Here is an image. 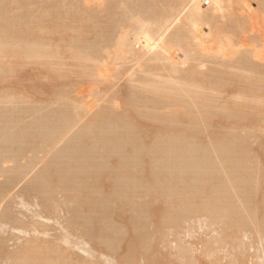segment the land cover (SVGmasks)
<instances>
[{
	"label": "rangeland",
	"instance_id": "1",
	"mask_svg": "<svg viewBox=\"0 0 264 264\" xmlns=\"http://www.w3.org/2000/svg\"><path fill=\"white\" fill-rule=\"evenodd\" d=\"M75 1L77 3V7L75 5ZM140 1L136 0L135 2H133V0H130V8H127V6L125 7V5L130 3L129 1L124 5V3L120 0V2L123 3L122 5H124L120 7V5L117 4L119 3V1L117 0V2L115 3L117 4V6L119 5L118 8H121V11H119L118 9L117 12L116 10L115 12L119 13V15L115 14L114 16H112L114 14L112 10L111 12H109V5L112 4L107 3V0H72L73 4L71 3V1L69 3V1L67 0H19L20 3L17 0L0 1V9L2 8V11H0L1 40L8 39L11 44L14 43V45H12L13 48L11 47V44L9 45L11 49H15L13 51H20V48L23 49L24 47H27L28 44L30 46L32 43H35L34 45H40V47L35 46L34 49L41 48L39 49V51L44 52V54L41 53L43 55H41L40 58L35 56L33 58V54L29 57L27 56L26 58H23L22 56L13 57L10 55H4L2 58L0 57V146H2L0 147L2 148L0 149V264H264V226H255L256 224H254L253 221V223L251 224V222L248 220V215H250L249 213L251 212V209H257L258 207V211L260 213L264 212V202L262 201V194L264 193V179L262 178L264 177V172H262L264 171V11L259 5L260 1L244 0L241 5L237 4L236 2L230 5L225 0L223 4V7H225V9H223L224 12H222L223 14L218 13L216 16L218 18L217 25L218 29L220 30L219 32L221 35V42L219 40L217 43V40H215L216 43H213L214 39H211V41H213L212 43L209 42L200 45L193 41L194 38L190 34L186 33L187 38L183 41V43L180 45L176 44L177 46H173L170 49L171 54H175V51L179 54H176L179 57L177 58L178 62L183 64H180L181 66H177V69L175 68L177 71L174 70L172 62H168L169 60L162 62H152L148 60L149 58H147L146 56V59L144 58V60L141 59L140 61H138L139 59L137 57L140 52L138 49L132 51L128 50L129 48L127 49L121 47L120 43L125 36L128 39H133V34L130 33L134 32L135 28L133 27L137 24H134L133 22H137V20L142 21L144 18H149L145 14L141 15L142 10H136L139 8L138 3H141V5L146 4V6L147 4H149V2L146 3ZM63 4L66 6H64ZM71 4L74 8L72 6V8L70 7ZM158 4L160 5L161 3L158 2L155 4L156 10H158ZM105 5H107L108 7ZM135 5L137 6L136 8ZM5 7H7V9H5ZM123 7L127 8L125 9L126 11H128V14L125 11L127 16L124 15L125 12ZM81 8L84 9V13L87 10L88 12L85 14L80 13V11L82 10ZM160 8H162L161 5L159 7V10ZM205 8H207V6H205ZM47 9L48 11H46ZM130 9L133 11L129 12ZM42 11L45 14L42 15ZM92 11L94 12L95 16L92 15ZM49 13H52L53 16ZM57 13L59 16H57ZM73 13L75 14L73 15ZM109 13L113 14L109 15ZM130 13L133 14L130 15ZM138 13L140 17L138 16ZM249 13H253V17L249 18L250 21H244V23L243 20L248 17ZM89 14H91V18ZM28 15H30L29 18ZM96 16L98 17V19H96ZM128 16L131 18H129ZM76 17H78L79 19H77ZM91 19L93 21H91ZM145 19L143 21L148 20ZM17 20H20V22ZM88 20L93 23H89ZM124 20H126V22ZM26 21L27 24L25 23L24 26H17L19 25V23L21 25ZM129 23H133V27L131 25V28L133 30L130 28ZM9 25H15L14 28L17 27L19 30H13V27H10ZM241 26L243 29L240 28ZM24 27L29 31L27 30V32H24L26 31ZM183 27L184 25L182 24L176 27L174 30L170 31L168 37H170L175 32V30ZM22 29H24V31H22ZM244 30L247 32L242 33L244 32ZM12 31L13 33L14 31H16L14 35ZM205 31L208 33L207 27H205ZM2 32H5L6 34H3ZM214 34L215 33H213L212 35ZM32 35H34L37 39ZM28 36H31V38L33 39L31 40ZM13 40H16L17 43L13 42ZM21 45L24 47H22ZM88 47H91L90 50L88 49ZM97 51L99 52L97 53ZM92 52H94V56L90 54ZM45 53L47 54L46 56ZM72 53H75L74 56L72 55ZM95 53L98 55L96 56ZM43 56L45 57L42 58ZM245 56L249 57H246L248 59L247 61L251 59V61L247 63V65H245ZM241 59H244V64L241 63L243 61ZM250 67H253V70L254 67H258V69L260 68V70H258L257 68L255 69L261 71V73L252 72V69ZM238 75H243L244 77H247L248 80L252 78L251 81L253 80V83H250L253 85L244 80L237 82L238 80L236 81L234 78H236V76ZM254 83L257 84L254 85ZM189 88L191 89L189 90ZM149 89H152L155 92L152 90L150 91ZM175 89L177 91H175ZM182 90L184 91L183 93L181 92ZM173 91L174 93H177L174 94ZM255 91L257 92L256 95L254 94L256 93ZM163 92L165 93L163 94ZM151 93L155 94V96ZM184 93L186 95H184ZM162 94L163 96H161V98L159 95ZM165 94L169 95L166 96ZM171 94H174L173 96L176 97L178 95L180 102H176V104L173 100L175 99V97L173 98L172 96V99L171 97H169ZM179 94L184 95L182 96L183 98ZM254 95L256 96L255 98ZM137 96H140L139 98L142 100V102H140L141 100ZM129 99H131V101ZM136 99L138 100L136 101ZM155 99L158 100L155 101ZM182 104L184 105L182 106ZM185 104H188V106H186ZM127 108H129V110ZM200 108H202L201 111L198 110ZM206 109L208 110L209 115H211L210 113L212 112L213 117L216 118L213 119V117L211 116L212 119H210L211 121L209 120V125H203L205 127H202L200 125L202 127L200 129L198 128L200 127L198 122L194 121H200L199 119L202 118V115H205ZM71 110H73L74 112L76 110L78 111L73 113V111ZM67 112H70L71 114H68L73 116H75L74 114L80 112V115L82 117H80L79 113L76 114L79 115L80 120H78L79 118L77 119L78 116L74 117L70 122H76L70 123V127H67L69 128V131L68 129H65L64 134H66L64 135L63 132L59 131H61V127L65 123H63V121L67 119L66 116V119L65 117L63 118V116ZM61 113H64V115H62ZM107 113L108 115H111L110 118L106 116ZM183 113L184 115H186L183 116ZM103 114H105V120L103 119ZM157 114L159 116H156ZM178 114L183 117H181L180 119V116ZM169 115L171 117H174L175 115V119L181 120H179L180 123L178 120L172 122V120L174 119L173 117L171 120H169ZM99 116H101L100 120L102 119L103 125L99 128L104 127V125L106 126L105 123L107 122L105 121H110V119L112 120V118L114 120L115 116L117 117V119L115 117L116 122L114 121L116 125L118 124L117 120L119 118L120 119L118 121L119 123L123 122L122 124H120L123 125V127L124 125L127 126V124L130 125L131 123H137V125H139L137 131H135V129L133 130L135 132L130 131L128 133L130 140H132V137L134 138L135 136L136 137L134 138V140L138 138L140 139L141 134L145 136V134L147 133V137H143L146 142L141 141L143 139L141 138L140 142H137L135 140V143H138V145L134 144L133 147L132 144L131 147H133V149H135L136 151H141L140 153L138 152V154L134 152V155H143V157L141 156V161H143L140 162V164L144 162L145 164L143 163V165L145 166L139 164V169L141 168L140 171L142 170L143 174L145 172L146 175L149 174L150 176H155V178L157 174L159 175L157 176V178H159L157 179V186L159 189L157 188V190H155L156 192L154 190H151L152 192H155V194L153 193L154 195H152V192L149 191L148 188H146L147 186L149 187L148 184L147 186L145 185L146 191L142 189L143 191H140L141 193L136 192V194L139 193L140 195L137 196L135 194V197L134 193L131 195L132 192L130 187L121 182L122 180L119 178L120 175L118 174V172H113L114 175L116 174V176L113 177L111 171H114L115 169L113 170V167L111 166H113L112 163L118 160L117 155L120 153L119 151V153L117 151V153L113 151V153L110 154V158H112L113 160L109 158L111 160V162L110 160H107L109 166L105 170H101L99 164L100 161H96L95 159L98 156V150L96 151V149H94V151H96L97 153L96 154L95 152H92V150H88V148H86L87 145L85 144L76 146L78 143V141L76 143V139L79 137L77 135H80L87 126L91 125L90 123L95 122L94 124L96 127L97 121L100 123L98 124L101 125V122L97 120V118L99 119ZM155 116L156 118L159 117L160 121L157 120ZM167 116L169 119H167ZM244 116H246L247 119H244ZM127 117L131 122H128L129 120ZM70 118H72V116H70ZM59 119H61V121ZM192 119L194 121H192ZM190 120L194 123L190 122ZM68 121L66 123L69 125ZM50 122L52 123V125ZM109 123H111V121L107 124ZM41 125L43 128H41ZM166 125L169 126L167 129H165L167 127ZM109 126L108 128H104L108 131ZM53 127L56 128L54 129ZM97 127L96 129H93L98 130L99 128L97 129ZM195 127L197 128L195 129ZM185 128L188 131H186ZM102 129L100 130L102 131ZM124 129L126 130V128ZM124 129L119 131L122 132V134L120 133V135H122L121 137L120 135H118V133L111 134V132L108 133L106 130L104 131V129L103 134H109L106 136H110L112 138L118 137V139H120L125 135ZM175 129L176 133L178 130H183L188 134L190 132L192 133V137L197 140H193V143L187 146V149L192 146L193 148H190V150H195L194 152L192 151L193 153H196V151H200L201 153V149H203L202 153L205 152L204 155L206 157H197V159L196 156H192L193 158L190 159V162L193 161L194 163H191H193L194 165H197L198 163L202 164L197 165L198 167H203V163L206 165L210 164L208 168H206L208 170L204 169L205 167H200L199 170L202 169V172L205 170L203 173L206 174L208 172L209 174H213H207L208 176H206V174H203L201 173V171L196 169L197 167L194 169L198 170L197 172L194 170L191 171L192 169H188V171H185V173H183L184 171L182 172L180 170V173L179 170H173L175 169L174 167L175 165H177V163H179V161H175V164L174 159L172 161V159L169 157L167 158V160L166 158H161V155H159L158 153H160V149H162V146L165 145L161 142L163 141V139H161L163 137V134L161 135V138L160 136H158V138L155 136L158 131L172 130L173 132H175ZM98 132L99 131H95V135L96 133L99 135ZM9 133H11V137ZM58 133H62L63 136H60V134L58 135ZM55 135L56 137H54ZM177 135L180 137L179 131ZM50 136H53L52 139H55L52 140ZM57 136L59 137L57 138ZM100 136L103 137L102 134H100L98 137ZM218 136H220L222 139H220ZM234 137H238V140L241 139V141L243 142H241L240 140L237 141ZM232 138H234V142H229L234 143L235 146H233L232 144L229 145V147H232L231 150H234L235 148L233 149V147H236L237 145L239 148L236 149V151L229 150L231 152L228 153H230L231 155H227L228 153L227 151H225L227 154L224 153V155L222 154L220 157L218 156V159H221L222 156H224L223 159L225 157L229 158L228 163L226 162L227 165L223 164V168L225 165V168L227 170L222 169L224 170V173H220L221 171L217 172V170L214 171V166L212 167L211 165L214 162L213 160H215L214 155L218 154V152H220L219 154H221V152H223V147L221 148V145H224V142L226 140H232ZM212 139H214L213 141L218 144V151H213L214 153L216 152V154H213L211 152L209 153L208 151L210 148L213 149V147L215 148L216 146L213 141V143H210ZM158 140H160V142L162 143V145L159 146V149L156 148L159 152L154 151L155 145L156 147L158 146ZM217 140L222 141H220L221 143H217ZM14 142L16 143L14 144ZM207 144H209L208 147L206 146ZM211 144L214 145L211 146ZM227 144L225 146H228ZM196 145H198V149H196ZM75 146L79 149L77 150ZM203 146L206 147L204 148ZM247 146L249 147V151L247 150ZM99 147L100 146H98L97 148L99 149ZM69 148H71L73 152H70L71 149ZM82 148H84L86 152L89 151L87 152L88 154L84 153L85 151ZM100 148V152H103L102 149L104 148ZM138 148H140L141 150H139ZM149 149H152V154ZM147 150H149L150 153H147ZM224 150L226 149L224 148ZM242 150L243 153L247 151V155L244 154V156L242 154ZM90 151L92 153H90ZM14 152H18L17 155L14 154ZM233 152L235 156L232 154ZM93 153L94 158H90L92 157ZM237 153L238 155H236ZM84 155L87 156L85 157ZM131 155L130 157H128V155L126 156L130 159L134 157V155H132V157ZM246 156H249L250 158ZM212 157L214 159H212ZM231 157L236 158L230 159ZM238 157L241 159L240 161L238 160ZM59 158L62 159L59 160ZM82 158L84 160H81ZM148 158H150V162L148 161ZM246 158H249V161ZM86 159H88V161ZM163 159L166 162H168V160L170 162H168V164H165L166 162H164ZM200 159L203 161L200 162ZM207 159H209V161H207ZM63 160H65V164L63 163ZM161 160L163 161L161 162V164L163 163L165 165L161 166V164H158ZM56 161H58L60 164H58V162ZM60 161H62V163ZM250 161L251 163H249ZM94 162L95 164H90ZM148 162L151 164H149ZM221 162L224 161L222 160ZM233 162L236 164V166L233 165ZM238 162H240L241 164L244 162L245 163L244 165L240 164L241 166H239L237 165ZM96 163L98 165H96ZM62 165L65 166V168ZM148 166L150 169L148 168ZM244 166L245 168H247H243L242 170V167ZM50 167L54 168L52 169ZM60 167L65 170L61 169ZM98 167L100 169H98ZM170 167H172L171 171H174L173 173L176 179L172 176L173 174L171 173V171L166 170L168 168L170 169ZM230 167L233 169H231ZM240 167L241 170L239 169ZM51 170H55V172H51ZM59 170L60 172H58ZM61 170L64 173H62ZM136 170L138 171V167L136 168ZM164 170H166L167 173L166 171L163 173ZM47 171L51 173V175ZM160 171H162L161 174ZM226 171L229 172H227L228 174L226 173L225 175ZM240 171H242V173ZM245 171H249L248 175H252V179L250 181H252L251 183L253 184L251 185V187H249L250 182L249 179H247L248 177L245 176L247 175ZM175 172L177 174H175ZM235 172L239 173V176L235 174ZM59 173V177L63 178L65 180V183L63 184L62 181L63 185H61V187L58 186L59 188H56L55 186L50 187L51 189H49V186L45 187L46 183L44 184V182L49 180L53 181L48 182V184L51 185V183H53L52 185H55L54 180H56V177ZM199 173H201V175H199ZM218 173L222 175H219ZM230 173L233 175H231ZM99 174L101 175L99 176ZM45 175L46 178L48 176L47 179L44 178ZM49 175L51 176L50 178ZM53 175L55 178L52 177ZM68 175L71 176V179L73 178V181L78 177L75 183L78 184L80 182L81 187L80 184L78 186L75 185V183L71 179L68 180ZM76 175L77 177H75ZM102 175H107L106 177L110 176V178H102ZM176 175L179 177H177ZM202 175L206 177V181L204 177H202ZM211 175H214V177H211ZM235 175L236 177L238 176L246 178L245 182L242 181L241 178L239 179V181L238 179H236V182L238 184L240 182V186L244 185V187L241 186L235 190L240 189L239 191H242V188L245 189L247 187L251 188V191L252 186H254L251 193L248 192L249 190L246 188L247 190L244 193L247 195L244 194L243 196V193L241 194V192H239L241 194L240 196L236 194V192L234 194H236L238 197L233 195L234 199L231 198L232 200H228L229 198H227L226 195H222L224 196V198L226 197L225 200H228L230 202H224V198L222 199V201H220L219 199L217 201V197H210L213 193L215 195L214 187L216 189L218 185L221 186L220 192L224 190V188L222 187L225 185L230 187L235 184L236 188V182H234L233 185H230V183L234 181ZM65 176L67 177V179ZM97 176L101 177V180ZM190 176H193L194 179H188L191 178ZM198 176H201L202 180ZM225 176H228L226 177L228 178L226 180V183H229L227 181L229 179H232V177L234 179H232V182H230L229 184H224L223 178H225ZM209 177L211 178V180L212 178H214V182H212L213 180H209ZM179 178H181V180L183 178L184 183L181 180L179 181ZM105 180L107 181L105 182ZM164 180L166 181L165 184L163 183ZM96 181H98L99 185L101 183L99 181H103L102 186L104 187L101 188L103 190L102 193L104 196L100 193H97L95 191L96 189L94 190L95 186L97 185ZM172 181H174V183L171 184L172 187L176 185L177 190H185L184 192L181 191L182 195L186 192L188 195H195L196 193V195H198L202 194L198 193V191L202 192L204 190L205 192L210 191V194L208 192L207 194L205 193V195H200L201 197H191V195H189V199L187 197L188 195L185 194V199L183 198L181 200L182 195H180V200L178 199L177 201V199L175 198V200H172L173 198L171 199L170 196H168V193L165 196L166 188L169 186L168 183L170 184ZM176 181L178 185L176 184ZM188 181L190 184L188 183ZM194 181L196 183H193ZM256 181L260 183L257 184V182V185H255L254 183ZM158 182L159 184L162 183L161 185L162 187H164L162 190V187L160 188L161 185H159ZM198 182H200V184L202 185L205 183L206 185L204 184L203 187ZM35 183L37 184V186ZM119 183L122 185L119 186ZM217 183L219 184L217 185ZM67 184L69 186H67ZM260 184L262 186H260ZM64 185L67 186V192L65 191ZM70 185L73 186H71L70 188ZM110 185H112V187ZM114 185H118V189L122 188V186H127V188L129 189V191L128 189L127 191L131 193L127 195L128 193L125 192L127 195L125 198V195L123 197L121 196L123 194H115L114 192L116 191L113 192V190H115ZM106 186L108 187L105 188ZM199 186L204 188V190H202ZM227 186L225 187V189H228ZM258 187H261V189H257ZM62 188H64V190H62ZM196 188L198 189V191H196ZM67 189H69L70 192H68L69 190ZM233 189L231 187L229 191H233ZM255 189L257 190L254 191ZM121 190L125 191L126 187ZM110 191L111 194L114 193L115 195L106 193ZM257 191L259 192L257 193ZM104 192L106 194H104ZM145 192H147L149 195H146L147 193ZM80 193H84L82 195H86L88 198L86 199L85 196L83 197V199ZM163 193L165 194L163 195ZM119 195L122 197V200L121 197H119V200ZM130 195L132 196L130 198H133V196L135 198H133V200L130 199L129 202V198H126ZM90 196H93V198H90ZM197 197L200 199H197ZM106 198L111 199L106 200ZM168 198H170L171 200L167 201L166 199ZM193 198H195V200ZM125 199L126 203L124 202ZM186 199L190 201L194 200V202L187 201ZM204 199L206 201H204ZM91 200L95 201L92 202ZM98 200L100 201L98 202V204H96ZM105 200H109L108 204L105 205L108 206L107 208H105L104 206ZM208 200L211 202H209ZM233 200H236V203L235 201L233 203ZM237 200H240L241 202H237ZM249 200H251V202ZM74 201L77 202L75 203ZM121 201H123L125 204ZM215 201H217V203ZM219 201L224 202L223 204L225 205H227L228 203L231 204L232 202L231 205L233 206L239 207L240 204L241 208H244L242 206H245L248 209L250 208L249 210L247 209L248 215H244V221L241 219V222L239 221L240 216H234L233 214L232 215L236 218L230 215V217L228 216L227 220V216H222L223 213L222 215H220L219 210L217 209L219 207ZM78 202H80V204ZM184 202L188 203V207L189 204H193L192 206L194 207H192V211H190V208H185L186 211L180 210L182 208L179 209V207H184L186 205V203ZM246 202L250 203L248 204ZM262 202L263 204H261ZM94 203L95 205L94 207H92ZM164 203L167 204L165 205L166 207L170 206L169 208L167 207V210L164 206ZM179 203H182L184 206L182 204L179 206ZM201 203L211 205H209L207 208ZM215 203L216 205H214ZM78 204L79 206L81 204L82 205L75 210V205L77 207ZM89 204H91V206ZM128 204H131V206H128ZM132 204L134 205V207L137 206V209H139V206L141 205L139 209L141 213L138 212V210L134 207L131 208L133 206ZM173 204L175 205V207L177 204L178 207L174 208ZM87 205L92 207L93 213H89V206ZM96 205L100 206L97 207V210L95 209ZM144 205L146 207H144ZM203 206L206 210L208 209L207 211L204 209L208 214L202 211ZM149 207L152 210H161L162 212L155 216L147 215V211L145 210L147 209L148 211H150ZM172 207L173 212L169 213L170 211H172ZM209 207H211V209ZM214 207L218 211V216L217 214L213 216V214L217 213V211L212 209ZM141 208L142 210H145L141 211ZM132 209H134V211ZM209 209L214 211L211 212L209 211ZM86 210L88 212L87 214ZM178 210H180L181 212H185H183V214ZM175 212H177V215L174 214ZM191 212L194 214H192ZM136 213L137 215H135ZM178 213L180 214V216ZM166 214V217L168 219L164 216ZM160 215L164 216L167 220L171 219L172 222H170L171 220L167 221L163 219L164 217ZM92 216H96V218H93ZM150 216L151 219L149 218ZM181 216L182 218H177ZM87 217H89L90 219L88 218V220ZM104 218H107L108 220ZM229 218L231 220H229ZM86 220H88L87 223ZM91 220L94 221L92 222ZM105 220L107 221V223H109H105L104 225L103 223L105 222ZM235 220L238 221L236 222ZM175 222L177 223L175 224ZM128 223H131V225H133L134 223L135 224L134 226H131L129 224V226ZM140 223H143L144 225L142 226ZM92 224L94 228L91 227ZM136 224H140V226L137 225V229L134 228ZM89 225L91 228L89 227ZM251 226L253 228H251ZM97 227L102 231H100L102 234L101 237L98 233L99 230L97 229ZM101 227L103 229H101ZM107 227L111 230H109ZM143 227L146 229H144ZM261 228L263 230H261ZM141 229L143 231H141ZM108 231L110 232L108 233ZM117 232L119 233V235L117 234ZM138 232L139 234L142 232L141 234L143 235L142 236L140 234V239ZM103 233L104 235H106V238H104L105 236L103 235ZM112 235L114 236L112 237ZM117 235L118 237H116ZM136 235H138V237H136ZM140 242L142 244H140ZM132 245L133 247L131 248ZM139 245H141L142 247ZM145 246L150 248H144ZM134 254L137 255V258L134 257ZM147 257L149 260L147 259Z\"/></svg>",
	"mask_w": 264,
	"mask_h": 264
},
{
	"label": "bare ground",
	"instance_id": "2",
	"mask_svg": "<svg viewBox=\"0 0 264 264\" xmlns=\"http://www.w3.org/2000/svg\"><path fill=\"white\" fill-rule=\"evenodd\" d=\"M1 1V0H0ZM18 2H19V0H17ZM65 1V0H64ZM67 1H69V3H70V1H71V3H72V0H67ZM104 1H106V0H104ZM108 2L107 3H110V4H112V5H109L110 6V10H109V12H111V10H112V12H114V14L113 13H109V15H111V14H113L112 16H114L115 14L116 15H119V13H117L118 12V9H119V11H121L120 9L121 8H118L119 7V5H120V7H122V6H124L125 4H126V2L128 3V1L130 2V0H128V1H125V0H121L123 3H124V5H122L123 3H121L120 2V0H118L119 1V3H117V4H119L118 6H117V4L115 3V2H117V0H107ZM110 1V2H109ZM136 1V0H135ZM134 0H133V2H135ZM140 1V0H139ZM230 5H232V3H234V2H236L237 4H239V5H241L242 3H243V1L244 0H226ZM260 2H259V5H260V7L262 8V10L264 11V0H259ZM7 2V1H6ZM21 2V1H20ZM19 2V3H20ZM74 2V1H73ZM77 2H79V1H77ZM140 2H146V3H148L149 2V4H147V6H146V4L145 5H141V3H138L139 4V8L138 9H136V10H142V12H141V15H143V14H145V15H147L149 18H147V19H145V20H147L148 22H150V23H148L147 21H140V20H137V22H133V21H131V22H133L134 24H136L134 27H133V23L131 24V23H129V26H130V28H131V25H132V27L133 28H135L134 29V32L132 33L131 31V33L130 34H133V39H128L126 36L122 39V41H121V43H120V45H121V47L122 48H129L128 50H139L140 52H139V55H138V61H140L141 59H143L144 60V58L147 56V58H149L148 60H150V61H154V62H162V61H168V62H172V66L174 67V70L175 71H177L176 69L178 68L177 66H179L180 64L181 65H183L182 63H180V62H178V59L177 58H179L176 54H178V53H176V51H175V54H171L170 53V49L173 47V46H177V45H180V44H182L183 43V41L187 38L186 37V33L187 34H190L193 38H194V42L195 43H198V44H200V45H202V44H206V43H212L213 41H211V39L213 40L214 39V42L213 43H216V41L215 40H217V43H218V41L220 40V42H221V35H220V30L218 29V18L216 17L217 16V14L219 13V14H221L222 12H224L223 11V9H225V7H223V4H224V2H225V0H141ZM158 2H160L161 4V7L162 8H160V10H159V7H160V5L158 6L157 5V7H158V10H156V3H158ZM106 3V4H107ZM4 4V3H3ZM73 4V3H72ZM70 5V7L72 6L73 7V5ZM77 3H76V1H75V5H76ZM115 4H116V6H115ZM131 4V2L130 3H128V4H126L125 5V7L127 6V8L129 7V5ZM64 5V4H63ZM137 5V4H136ZM135 5V8L138 6H136ZM64 6H66V5H64ZM69 6V5H68ZM105 6H107V5H105ZM112 6V7H111ZM205 6H207V8H205ZM71 7V8H72ZM76 7H77V5H76ZM81 7V6H80ZM108 7V6H107ZM133 7V6H132ZM141 7V8H140ZM74 8V7H73ZM102 8V7H101ZM112 8V9H111ZM117 8V9H116ZM124 8V7H123ZM127 8H124V12L126 11L125 9H127ZM130 8V7H129ZM4 9V8H3ZM5 9H7V7H5ZM80 9V8H79ZM82 9V8H81ZM84 9H82L81 11H80V13H82V14H85V13H87L88 12V10L84 13V11H83ZM108 10V9H107ZM117 10V12H115ZM0 11H2V8L0 9ZM8 11V10H7ZM46 11H48V9L46 10ZM90 11V10H89ZM133 10H129V12H132ZM6 12V11H5ZM45 12V11H44ZM74 12V11H73ZM93 12V11H92ZM107 12V11H106ZM123 12V13H124ZM127 12V14H128V11H126ZM126 12L124 13V15L125 16H127V14H126ZM136 12V11H135ZM134 12V13H135ZM67 13V12H66ZM70 13V12H69ZM97 13V12H96ZM42 15L43 14H45V13H43V11H42V13H41ZM50 15H52V13H49ZM75 13H73V15H74ZM133 14V13H132ZM131 13H130V15H132ZM223 14V13H222ZM47 15H48V13H47ZM76 15H78V14H76ZM91 14H89V16H90ZM92 15H94L95 16V14H94V12L92 13ZM97 15V14H96ZM129 15V16H130ZM25 16V15H24ZM45 16V15H44ZM53 16V15H52ZM57 16H59L58 15V13H57ZM88 16V17H89ZM111 16V17H112ZM128 16V17H129ZM134 16V15H133ZM137 16V15H136ZM138 16H139V13H138ZM5 17V16H4ZM30 17V15H28V18ZM55 17H56V15H55ZM74 17V16H73ZM80 17H83V16H80ZM92 16H90V18H91ZM110 17V16H109ZM117 17V16H116ZM116 17H114V18H116ZM140 17V16H139ZM144 17V16H143ZM218 17H219V15H218ZM253 17V13H249L248 14V17H246L245 18V20H243V22L245 21H250V19L249 18H252ZM38 18V17H37ZM39 18H42V17H39ZM54 18V17H53ZM77 19H79L78 17H76ZM90 18H89V20H90ZM119 18H123V17H119ZM127 18V17H126ZM129 18H131V17H129ZM128 18V19H129ZM134 18H136V17H134ZM133 18V19H134ZM5 19V18H4ZM23 19V18H22ZM25 19V18H24ZM49 19V18H48ZM93 19V18H92ZM91 19V21H93ZM96 19H98V17L96 16ZM124 19H125V17H124ZM136 19H138V18H136ZM140 19V18H139ZM37 20H39V19H37ZM86 20V19H85ZM88 20V21H89ZM17 21H19L20 22V20H17ZM57 21V20H56ZM96 21V20H95ZM125 22H126V20H124ZM15 22V21H14ZM21 22H22V20H21ZM41 22V21H40ZM97 22H98V20H97ZM146 22V23H145ZM244 22V23H245ZM16 23V22H15ZM14 23V24H15ZM27 24V21L26 22H24V23H22L21 25H20V23H19V25H17V26H24V24ZM89 23H91L90 21H89ZM93 23V22H92ZM91 23V24H92ZM9 24H11V23H9ZM184 25V27L183 28H179V29H177V30H175V32L170 36V37H168L169 36V33H170V31H172V30H174L176 27H178V26H180V25ZM10 26V25H9ZM14 26L15 25H11L10 27H13V30L14 29H18L17 27L16 28H14ZM205 27H207L208 28V33L205 31ZM47 28V27H46ZM241 29H243L242 28V26L240 27ZM24 29L26 30V31H24ZM24 29H22V31H24V32H27V30L28 29H26L25 27H24ZM132 29V28H131ZM213 29H214V31H213ZM245 29V28H244ZM19 30V29H18ZM133 30V29H132ZM215 30H216V32H215ZM29 31V30H28ZM241 31H243V30H241ZM240 31V32H241ZM16 31H14V33H15ZM21 32V31H20ZM31 32H32V30H31ZM30 32V33H31ZM247 31H245L244 30V32H242V33H246ZM249 32V31H248ZM3 34H6L5 32H2ZM12 33H13V31H12ZM14 33H13V35H14ZM18 33H19V31H18ZM213 33H215L214 35H212ZM36 34V33H35ZM31 35V34H30ZM33 37H35L34 35H32ZM213 36V37H212ZM29 37V36H28ZM241 37H242V35H241ZM31 40L33 39V38H31V36L29 37ZM36 38V37H35ZM2 38H0V57L2 58L4 55H10V56H22L23 58H26L27 56L29 57V56H31L32 54H33V58H34V56L35 57H41V55H43L44 54V52H41V51H39V49H41V48H38V49H34L35 48V46L36 47H40V45H34L35 43H32L30 46H29V44H28V46L27 47H24V46H22V47H24L23 49L22 48H20L21 50L20 51H13V50H15V49H11V47H12V45H14V43L13 44H11L10 43V41L8 40V39H5V40H1ZM37 39V38H36ZM35 39V40H36ZM81 39V38H80ZM13 42H16V40H13ZM17 43V42H16ZM39 43V42H38ZM37 43V44H38ZM83 43V42H82ZM11 44V47H9V45ZM40 44V43H39ZM79 44V43H78ZM177 44V45H176ZM79 47V46H78ZM13 48V47H12ZM77 48V47H76ZM90 48L91 47H88V49L90 50ZM210 48V47H209ZM11 49V50H10ZM82 49V48H81ZM84 49H86V48H84ZM207 49H208V46H207ZM211 49V48H210ZM95 50V49H94ZM215 50V49H214ZM42 51H44V50H42ZM210 51H213V50H210ZM89 52V51H88ZM95 52V51H94ZM94 52H92V53H90V54H94ZM99 51H97V53H98ZM135 52V51H134ZM172 52H174V51H172ZM41 53H43V54H41ZM75 54V53H74ZM74 54L72 53V55L74 56ZM96 54V53H95ZM137 54V53H136ZM47 54L45 53V56H46ZM98 54H96V56H97ZM179 55V54H178ZM45 56H43L42 58H44ZM78 56V55H77ZM94 56V55H93ZM137 56V55H136ZM247 56H245V58H246ZM136 58V57H135ZM244 58V59H245ZM247 58H249V57H247ZM245 59L246 60V64L245 65H247V63H249L250 61H251V59L249 60V61H247L248 59ZM35 59H38V58H35ZM87 59V58H86ZM146 59V58H145ZM244 59H241V60H243L242 62H241V60H240V62L242 63V64H244L245 62H244ZM81 62H83V61H81ZM170 64V63H169ZM180 65V66H181ZM250 65V64H249ZM170 66V65H169ZM251 66V65H250ZM176 68V69H175ZM251 69H249V70H251L252 72H255V73H261V71H258V70H260V68L258 69V67H254V70H253V67H250ZM255 68H257V69H255ZM106 69V68H105ZM111 71V70H110ZM104 72V71H103ZM102 72V73H103ZM172 72H173V68H172ZM105 73H107V72H105ZM194 76V75H193ZM237 78V79H236ZM236 78H234L237 82H240V81H248L249 83L250 82H252L253 83V80L251 81V79L250 80H248V78L247 77H244L243 75H238V76H236ZM250 78V77H249ZM232 80V79H231ZM164 84H166V83H164ZM251 84V83H250ZM255 84H257V83H254V85ZM251 85H253V84H251ZM167 88V87H166ZM162 89H163V87H162ZM161 89V90H162ZM174 89V88H173ZM191 88H189V90H190ZM150 90V89H149ZM152 90V89H151ZM150 90V91H151ZM157 90V89H156ZM149 91V92H150ZM152 91H154V90H152ZM172 91V90H171ZM175 91H177L176 89H175ZM178 91H180V90H178ZM188 91V90H187ZM186 91V92H187ZM257 91V90H256ZM255 91V92H256ZM155 92V91H154ZM160 92V91H159ZM167 92H170V91H167ZM182 93L184 92L183 90L181 91ZM180 92V93H181ZM165 92H163V94H164ZM172 93V92H171ZM173 93H174V91H173ZM175 93H177V92H175ZM174 93V94H175ZM191 93V92H190ZM151 94H153V93H151ZM163 94L162 95H159L160 97L161 96H163ZM173 94V95H174ZM255 95L257 94V92L256 93H254ZM136 95V94H135ZM154 96H155V94H153ZM166 95V94H165ZM167 95H169V94H167ZM166 95V96H167ZM172 94L169 96V97H171V99H172V96H173ZM181 97L182 96H184V95H186L185 93H184V95H182V94H179ZM254 95V98L256 97ZM138 98L140 97V96H137ZM157 97V96H156ZM175 97V99H173L174 101H175V103L177 102V103H179L180 102V100H179V98H178V95H177V97L176 96H173V98ZM131 98H133V97H131ZM135 98H136V96H135ZM135 98H134V101H135ZM155 98V97H154ZM154 98H152V99H154ZM158 98V97H157ZM162 98V97H161ZM176 98H178V99H176ZM183 98V97H182ZM140 99V98H139ZM130 101H131V99H129ZM138 99H136V101H137ZM141 100V99H140ZM158 99H155V101H157ZM134 101H133V103H134ZM154 101V100H153ZM154 101V102H155ZM182 101V100H181ZM139 102V101H138ZM140 102H142V100L140 101ZM184 102V101H183ZM173 103V102H172ZM176 103V104H177ZM185 103V102H184ZM136 104V103H135ZM134 104V105H135ZM174 104V103H173ZM180 105H181V103H180ZM184 104H182V106H183ZM186 106H188V104H185ZM192 105V104H191ZM130 106V105H129ZM136 106V105H135ZM178 106V105H177ZM176 106V107H177ZM189 106H190V104H189ZM128 107V106H127ZM132 107V106H131ZM179 107H181V106H179ZM178 107V108H179ZM134 108V107H133ZM181 108H183V107H181ZM207 108H208V106H207ZM210 108V107H209ZM212 108V107H211ZM128 110H129V108H127ZM185 109V108H184ZM186 109H187V107H186ZM74 110V109H73ZM73 110H71V111H73ZM132 110V109H131ZM180 110V109H179ZM178 110V111H179ZM191 110V109H190ZM198 110H202V108H200V109H198ZM70 111V112H71ZM76 111H78V110H76ZM75 111V112H76ZM135 111V110H134ZM186 111V110H185ZM204 111V110H203ZM202 111V112H203ZM70 112H67L65 115H64V113H61L62 115H64L63 116V118L66 116L67 117V119H66V117H65V121H63V123L65 122H67L68 120V123H69V125L66 123H64L63 125H62V127H61V131H59V132H63V134H64V130L65 129H68V131H69V128H67V127H70V123H73L74 121H72V122H70L71 120H73V118L74 117H77V119L79 118V115H80V112H78L79 113V115H76V114H78V113H76V114H74L75 116H73V115H70L71 113ZM74 111H73V113H75ZM176 112H177V110H176ZM175 112V113H176ZM68 113H70V114H68ZM82 113V112H81ZM111 113V112H110ZM181 113V112H180ZM204 113V112H203ZM60 114V115H61ZM69 116H68V115ZM114 114H115V112H114ZM177 114V113H176ZM211 115H209L208 114V110L206 109L205 110V115L203 116L202 115V118L201 119H199L200 121H194L193 119H192V121H194V122H198V124H199V126L201 125L202 127H205V126H203V125H205V124H208L209 125V120L210 119H212L211 118V116L213 117V115H212V112L210 113ZM59 115V114H58ZM105 114H103V119L105 120V116H104ZM128 115V114H127ZM126 115V116H127ZM165 115H167V114H165ZM179 116H180V114H178ZM186 115V114H185ZM184 115V113H183V116H185ZM248 115V114H247ZM246 115V116H247ZM70 116H72V118H70ZM102 116V115H101ZM101 116H99V119L97 118V120H99L100 122H101V125H99L100 123L99 122H97L96 120V127H97V125H98V127H97V129L100 127V126H103L102 125V119L100 120V117ZM107 117H109L110 118V116L111 115H108V113H107V115H106ZM114 116V115H113ZM121 116V115H120ZM156 116H159L158 114L156 115ZM156 116H155V118H156ZM163 116H164V114H163ZM170 116V115H169ZM183 116H180V119H181V117H183ZM246 116H244V119H247V117ZM251 116V115H250ZM80 117H82L81 115H80ZM116 117V116H115ZM115 117H114V120H113V118H112V120H113V122H112V120L110 119V121H111V123H109V124H107L108 122H110V121H105V122H107V123H105L106 124V126L104 125V127L106 128H108V126H109V130L107 131L104 127H102L103 129H104V131L106 130L108 133L109 132H111V134H115V133H118V135H120V133L122 134V132H119V131H121V130H123L124 128H126V130L124 131V136L122 137V138H120L122 135H120V139H118V137L117 138H115L114 136V138H112V137H108V136H106V135H109V134H106V132H105V134L106 135H104L103 133H104V131H103V129L102 128H99L98 130H94L93 128H95L96 129V127H95V122H92V123H90L91 125H89V126H87L86 127V129L80 134V135H77V136H79L77 139H76V137H75V139H76V143H77V141H78V143H77V145H76V143H75V145L76 146H79V145H81V144H85V145H87L86 146V148H88V150H92V152H95L96 153V151L98 150V156H97V158H95L96 159V161H100L99 162V164H100V168H101V170H105L108 166H109V163H108V161L107 160H113L112 158H110V154L111 153H113V151H119L118 153V155H120V156H118L117 155V161H115L114 163H112V165L113 166H111V167H113V170L115 169L116 170V172H115V170L114 171H111V173H112V175H113V177L114 176H116V174L114 175V173H117L118 172V174L120 175V179L122 180L121 182H123V183H125L126 185H128L129 187H130V189H131V192H128L129 191V189L127 188V186H122V188H120V189H118L117 187H118V185H114L115 187V190H113V192L114 191H116V192H114L115 194H123V195H121L122 197L124 196V198L127 196V195H129L130 193H131V195L134 193V195L136 194V192H139V193H141L140 191H143L142 189H144L145 190V187L149 184V187L147 186L146 188H148L149 189V191H155V190H157V188H158V186H157V179H159V178H157V176H159L158 174L156 175V178H155V176L153 177V176H150L149 174L148 175H146L145 174V172H144V174H143V172H142V170L140 171V169H139V164H140V162H142L141 161V156L143 157V155H141V156H139V155H136V154H138V152L139 151H136L135 149H133V147H134V144H136V145H138V143H135V140L137 141V142H140V140H141V138H146L147 136H146V134H145V136L144 135H142L141 134V136H140V139H139V141H138V139H135L134 140V138L136 137H132V140H130V138H129V132L130 131H133V130H135V131H137V129L139 128V125H137V123L135 124V123H131L130 125H128L127 124V126H125L124 125V127H123V125H120V124H122L123 122H121V123H119V119L117 120V123L119 124V126H118V124L116 125L115 124V120L117 119V117H116V119H115ZM123 117V116H122ZM121 117V118H122ZM173 117V116H172ZM172 117L170 116V119L168 118V116H167V119H169V120H171L172 119ZM128 118V117H127ZM174 119L172 120V122L173 121H176V120H178V119H175V115H174V117H173ZM177 118H179V117H177ZM214 118H216V117H213V119ZM251 118H253V117H251ZM53 119H54V117H53ZM157 120H159L160 121V119H159V117L158 118H156ZM179 119V120H180ZM250 119V118H249ZM60 121H61V119H59ZM58 120V121H59ZM63 120V119H62ZM75 120H76V118H75ZM78 120H80V118L78 119ZM77 120V121H78ZM107 120H108V118H107ZM126 120V119H125ZM128 120H129V118H128ZM169 120H168V122H169ZM178 120V121H179ZM251 120V119H250ZM59 121V122H60ZM115 121V122H114ZM165 121H166V119H165ZM177 121V122H178ZM181 121V120H180ZM180 121H179V123H180ZM191 120H190V122H192ZM211 121V120H210ZM40 122V121H39ZM76 122V121H75ZM74 122V123H75ZM128 122H131L130 120L128 121ZM176 122V123H177ZM194 122H192V123H194ZM247 122V121H246ZM251 122V121H250ZM249 122V123H250ZM51 123V122H50ZM58 123V122H57ZM99 123V124H98ZM212 123V122H211ZM248 123V124H249ZM253 123V122H252ZM256 123H257V121H256ZM256 123H254V124H256ZM38 124V123H37ZM42 124V123H41ZM44 124V123H43ZM113 124V125H112ZM198 124H196V125H198ZM51 125H52V123H51ZM60 125H61V123H60ZM67 125V126H66ZM73 125V124H72ZM108 125V126H107ZM116 125V126H115ZM173 125V124H172ZM177 125V124H176ZM207 125V126H208ZM40 126V125H39ZM45 126V125H44ZM64 126V127H63ZM121 126V127H120ZM164 126H165V123H164ZM167 126V125H166ZM198 127V128H202V127ZM47 127V126H46ZM66 127V128H65ZM72 127V126H71ZM111 127V128H110ZM120 127V128H119ZM169 126H167L165 129H167ZM172 127V126H171ZM170 127V128H171ZM179 127V126H178ZM197 127H195V129L197 128ZM41 128H43L42 127V125H41ZM49 128V127H48ZM54 129L56 128V127H53ZM63 128V129H62ZM122 128V129H121ZM194 128V127H193ZM100 129H102V131L100 130ZM121 129V130H120ZM177 129H180V128H177ZM192 129V128H191ZM58 130V129H57ZM94 130V131H93ZM163 130V129H162ZM185 130H186V128H185ZM190 130V129H189ZM193 130V129H192ZM52 131V130H51ZM95 131H99L98 133H99V135L100 134H102L103 135V137H98L99 135L96 133V135H95ZM135 131H133V132H135ZM175 132H173L172 130H167V131H158L157 132V134H156V136L155 137H157L158 138V136H160V138L162 137L161 135L163 134V137L161 138V139H163V141H161L163 144H165V145H163L162 146V149H160L161 151H160V153H158L159 155H161V158H166V160H167V158L169 157V158H171L172 159V161H173V159H174V163L176 164V162L175 161H179V163H177V165H175V169H173V170H181L183 173H185V171H188V169L190 170V169H192L191 171H193L196 167V169H198L199 170V168L201 167V168H203V167H205L204 169H206V168H208V166L210 165H206V164H204L203 162V167L202 166H197V165H202V164H200V163H198L197 165L195 164H193L194 162L193 161H191V162H193V163H191L190 162V159L191 158H193L192 156H196V158L197 157H203V156H205L204 155V153H202V151H203V149H201V153H200V151L199 152H197L196 151V153H198V154H196V153H193L194 151H193V149H192V151L190 150V148H193L192 146H190V148L189 149H187V146H189V145H191L192 143H193V140L195 141V140H197V139H194V137H192V133H191V135H190V133L188 134V133H186V132H184L183 130L181 131V130H178L179 131V135L181 134V133H183V134H181V135H183V136H181L180 135V137L177 135V133H178V131H177V133H176V129L174 130ZM181 131V132H180ZM186 131H188V130H186ZM196 131V130H195ZM46 132V131H45ZM132 132V133H133ZM160 132V133H159ZM197 132H198V130H197ZM196 132V133H197ZM200 132H201V130H200ZM3 133V132H2ZM159 133V134H158ZM11 133H9V135H10ZM47 134V133H46ZM54 134H57V133H54ZM60 134V136H63L62 135V133H58V135ZM66 134V133H65ZM64 134V135H65ZM144 134V133H143ZM98 135V136H97ZM117 135V134H116ZM131 135V134H130ZM137 135V134H136ZM104 136H106V137H104ZM10 137H11V135H10ZM9 137V138H10ZM13 137V136H12ZM27 137V136H26ZM49 137V136H48ZM51 137V136H50ZM53 137V136H52ZM52 137H51V139H52ZM54 137H56V135L54 136ZM59 136H57V138H58ZM220 139H222L220 136H218ZM223 137V136H222ZM14 138V137H13ZM25 138V137H24ZM28 138H31V137H28ZM144 138L141 140V141H145L146 142V140H144ZM196 138H198V137H196ZM219 138H216V139H219ZM237 141H241V139H239L238 140V137L236 138V137H234ZM234 138H232V140H226L225 142H224V145H221V148H222V150H223V152H221V154H219L220 152H218V154H216V152L218 151V144H216L213 140L215 139H212L211 141H210V143H213L214 142V144H216V146H215V148H217V149H215L214 147H213V149L212 148H207V149H209L208 151H209V153L211 152V153H213V154H216L217 155V157H216V155H214V158H215V160H213L214 162H213V164H211L212 165V167L214 166V171L215 170H217V172H219V171H221L220 173H224V170H222V169H226L225 167V165H224V168H223V164H226L227 165V163H228V159L229 158H224L223 159V157L224 156H222L221 157V159L219 158L218 159V156L220 157L222 154L224 155V153H226L225 151H227V153L228 152H231V151H236V149H238L239 147H238V145L236 146V147H233V149L234 150H231V146L229 147V145H233V146H235L234 145V143H232V142H234L233 141V139ZM239 138H241V137H239ZM26 139V138H25ZM50 139V138H49ZM55 139V138H54ZM54 139H52V140H54ZM235 140V141H236ZM244 140V139H243ZM15 141H17V140H15ZM159 141V142H158ZM157 141V143H158V146L156 147V145H155V148H154V151H158V149H159V146L160 145H162V143L160 142V140H158ZM213 141V142H212ZM218 141V142H217ZM216 142L217 143H221L220 141H222V140H217ZM229 141H232L231 143L229 142ZM134 142V143H133ZM145 142H144V144H145ZM154 142V141H153ZM228 144H227V143ZM241 142H243V141H241ZM245 142V141H244ZM6 143H8V142H6ZM12 143V142H11ZM16 142H14V144H15ZM155 143V142H154ZM201 143V142H200ZM230 143V144H229ZM30 144V143H29ZM133 144V147H131V145ZM214 144H211V146H213ZM228 145V146H225V145ZM153 145V144H152ZM185 145V146H184ZM193 145H195V144H193ZM205 145V144H204ZM244 145H246V144H244ZM75 146V147H76ZM98 146H100V147H103L104 149H102L103 150V152L101 151L100 152V150L99 149H101L100 147H99V149L97 148ZM207 147L209 146V144H207L206 145ZM206 146H203L204 148L206 147ZM0 147H2V146H0ZM74 147V148H75ZM144 147V146H143ZM164 147V148H163ZM196 149H198V145H196ZM202 147V146H201ZM230 149H229V148ZM244 147V146H243ZM248 147V146H247ZM4 148V147H3ZM72 148V147H71ZM71 148H69V149H71ZM77 148V150L79 149L78 147H76ZM142 148V147H141ZM156 148H158V149H156ZM224 148L226 149V150H224ZM241 148V147H240ZM0 149H2V148H0ZM9 149V148H8ZM11 149V148H10ZM73 149V148H72ZM72 149H71V151L70 152H73L72 151ZM81 149V148H80ZM84 151H85V149L84 148H82ZM94 149H96V151H94ZM136 149H137V147H136ZM139 150H141L140 148H138ZM147 149V148H146ZM156 149V150H155ZM206 149V150H207ZM242 149V148H241ZM87 150V149H86ZM135 150V151H134ZM150 150V152L152 151V149H149ZM149 150H147V153H150L149 152ZM205 150V149H204ZM217 150V151H216ZM229 150H231V151H229ZM248 151H249V147H248V149H247ZM3 151V150H2ZM14 151H16V150H14ZM145 151V150H144ZM191 151V152H190ZM213 151H216L215 153L213 152ZM220 151H221V149H220ZM240 151V150H239ZM75 152H78V151H75ZM83 152V151H82ZM87 152H89V151H87ZM86 151L84 152V153H86V154H88ZM91 151H90V153H92ZM116 152V153H117ZM136 153L135 155L133 154V153ZM141 152V151H140ZM139 152V153H140ZM153 152V151H152ZM152 152H151V154H152ZM159 152V151H158ZM247 152V151H246ZM246 152L245 153H243V150H242V154L244 155H247L246 154ZM10 153H11V151H10ZM18 153V152H17ZM17 153H15L14 152V154H16L17 155ZM96 153V154H97ZM99 153H101V154H99ZM156 153V152H155ZM207 153V152H206ZM226 153V154H227ZM75 154V153H74ZM79 154H80V152H79ZM81 154H83V153H81ZM134 155V157L133 158H127V156L126 155H128V157H130V155ZM154 154V153H153ZM157 154V153H156ZM233 155H234V152L232 153ZM114 155H115V153H114ZM132 155H131V157H132ZM227 155H231L230 153H228ZM226 155V156H227ZM232 155V156H233ZM236 155H238V153L236 154ZM244 155V156H245ZM85 156V155H84ZM87 156V155H86ZM85 156V157H86ZM91 156V155H90ZM89 156V157H90ZM208 156V155H207ZM235 156V155H234ZM68 157H70V156H68ZM73 157V156H72ZM80 157V156H79ZM83 157V156H82ZM112 157V156H111ZM116 157V156H115ZM115 157H114V160H115ZM119 157V158H118ZM148 157V156H147ZM154 157H156V156H154ZM158 157H160V156H158ZM158 157H157V159H158ZM206 157V156H205ZM237 157V156H236ZM236 157H231L230 159H232V158H236ZM246 157H249V156H246ZM90 158H94V153L92 154V157H90ZM110 158V159H109ZM213 157H212V159H214ZM250 158V157H249ZM249 158H246V159H248V161H249ZM60 159H62V158H59V160ZM70 159V158H69ZM76 159H78V158H76ZM142 159H144V158H142ZM155 159V158H154ZM160 159V158H159ZM163 159V161L164 162H166L165 160ZM170 159V160H171ZM198 159V158H197ZM210 159V158H209ZM209 159H207V161H209ZM75 160V159H74ZM81 160H84L83 158L81 159ZM87 161H88V159H86ZM111 160H110V162H111ZM206 160V159H205ZM224 161V162H221V161ZM227 160V161H226ZM238 160L240 161L241 159L238 157ZM252 160V159H251ZM77 161V160H76ZM94 161V160H93ZM95 161V162H96ZM148 161L150 162V158H148ZM155 161V160H154ZM162 160L160 161V163H158V164H161V162H163ZM171 161V162H172ZM197 161V160H196ZM195 161V162H196ZM200 162L201 161H203V160H199ZM206 161V162H207ZM235 161H237V160H235ZM53 162H55V161H53ZM52 162V163H53ZM56 162H58V161H56ZM61 163H62V161H60ZM95 162L94 163H90L91 165L92 164H95ZM148 162V163H149ZM168 162H170L169 160H168ZM168 162H166L165 164H168ZM227 162V163H226ZM245 162H247V161H245ZM244 162V163H245ZM63 163L65 164L66 162H65V160H63ZM71 163V162H70ZM85 163V162H84ZM144 163V162H143ZM143 163H141L140 165H143ZM197 163V162H196ZM244 163H242L243 165H244ZM249 163H251V161L249 162ZM248 163V164H249ZM54 164H56V163H54ZM53 164V165H54ZM58 164H60L59 162H58ZM79 164V163H78ZM145 164V163H144ZM146 164H147V162H146ZM149 164H151V163H149ZM157 164V165H158ZM165 164H161V166L162 165H165ZM169 164H171V163H169ZM184 164V165H183ZM221 164H222V167H221ZM241 163L240 162H238L237 163V165H239V166H241L240 165ZM72 165H74V164H72ZM96 165H98L97 163H96ZM153 165V164H152ZM157 165H156V167H157ZM204 165H206V166H204ZM233 165H235L236 166V164L233 162ZM63 166V165H62ZM68 166V165H67ZM82 166V165H81ZM143 166H145V165H143ZM142 166V167H143ZM159 166V165H158ZM171 166V165H170ZM178 166V167H177ZM185 166V167H184ZM245 166H248V165H245ZM245 166L244 167H242V170H243V168H245ZM64 168H65V166H63ZM83 167V166H82ZM92 167H94V166H92ZM138 167V171L136 170V168ZM155 167V168H156ZM166 167H168V166H166ZM177 167V168H176ZM212 167H209V168H212ZM221 167V168H220ZM234 167V166H233ZM50 168H52V167H50ZM54 168V167H53ZM52 168V169H53ZM61 168V167H60ZM67 168V167H66ZM99 167H98V169H100ZM110 168V167H109ZM148 168H149V166H148ZM171 168L172 167H170V169L168 168V169H166V170H169V171H171ZM182 168V169H181ZM221 170H220V169ZM231 168V167H230ZM247 168V167H246ZM245 168V169H246ZM61 169H63V168H61ZM97 169V170H98ZM111 169V168H110ZM144 169H146V168H144ZM150 169V168H149ZM203 169V170H204ZM231 169H233V168H231ZM240 170H241V167L239 168ZM239 169H237V170H239ZM260 169V168H259ZM48 170V169H47ZM56 170V169H55ZM55 170H51V172H55ZM63 170H65V169H63ZM79 170V169H78ZM159 170V169H158ZM157 170V171H158ZM166 170H164L163 171V173L166 171ZM198 170H194V171H198ZM206 170H208V169H206ZM212 170V169H211ZM210 170V171H211ZM227 170V169H226ZM237 170H236V172H237ZM249 170V169H248ZM84 171H85V169H84ZM89 171V170H88ZM93 171V170H92ZM91 171V172H92ZM110 171V170H109ZM108 171V172H109ZM140 171V172H139ZM181 171H180V173H181ZM199 171H201V173H203L202 172V169H200ZM223 171V172H222ZM48 172V171H47ZM58 172H60V170L58 171ZM61 172H62V170H61ZM69 172V171H68ZM75 172V171H74ZM73 172V173H74ZM78 172V171H77ZM76 172V173H77ZM98 172H100V171H98ZM107 172V173H108ZM114 172V173H113ZM153 172V171H152ZM161 172L162 171H160V174H161ZM174 172V171H173ZM172 171H171V173L173 174L172 176L176 179V177L174 176V173H173ZM227 172H229V171H226L225 172V175H226V173ZM235 172V174H239V173H236ZM241 173H242V171H240ZM246 172V171H245ZM249 172V171H248ZM248 172H246L247 173V175H245V176H247L248 178L247 179H249V182L251 183L252 181H250L252 178V175L250 176V175H248ZM262 172H264V171H262ZM49 173V172H48ZM62 173H64V172H62ZM72 173V174H73ZM101 173H102V171H101ZM110 173V172H109ZM162 173V174H163ZM166 173H167V171H166ZM165 173V174H166ZM189 173H190V171H189ZM201 173H199V175H201ZM220 173H218L219 175H222V174H220ZM232 173V172H231ZM230 173V174H231ZM260 173V172H259ZM50 175H51V173H49ZM57 174V173H56ZM93 174V173H92ZM168 174H169V172H168ZM175 174H177L176 172H175ZM179 174V173H178ZM203 174H206V173H203ZM207 174H209V172L207 173ZM206 174V176H208ZM210 174H213V173H210ZM209 174V175H210ZM228 174V173H227ZM245 174V173H244ZM263 174V173H262ZM49 175V178L51 177ZM59 175H60V173L58 174V178L56 177V180H54L55 182V185H52L53 183H51V185L50 184H48V182H50V181H53V180H49V181H43L44 182V184L46 183L47 184V186H46V184H45V187H48L49 186V189H51L50 187H52V186H55L56 188L59 186V187H61V185H63L64 183H65V180L63 179V178H61V177H59ZM64 175V174H63ZM63 175H61V176H63ZM74 175V174H73ZM80 175H81V173H80ZM101 174H99V176H100ZM171 175V174H170ZM180 175V174H179ZM186 175V174H185ZM187 175H188V173H187ZM191 175V174H190ZM218 175V176H219ZM224 175V174H223ZM231 175H233V174H231ZM261 175V174H260ZM259 175V176H260ZM264 175V174H263ZM99 176H97L100 180H101V177L103 178V177H106V176H104V175H102L101 177H99ZM118 176V175H117ZM161 176V175H160ZM164 176H167V175H164ZM163 176V177H164ZM177 176V175H176ZM228 176H230V175H228ZM228 176H225V178L226 177H228ZM239 176V175H238ZM236 177V175H235V179L232 177V179H234V181L232 182V179H229L227 182H232V183H230V185H233V183L234 182H236L237 180L236 179H238V181H239V179L241 178V180L242 181H246V178L244 177V178H242V177ZM241 176V175H240ZM52 177H54V175L52 176ZM66 177V176H65ZM75 177H77V175L75 176ZM171 177V176H170ZM169 177V178H170ZM177 177H179V176H177ZM182 177H184V176H182ZM191 178H188V179H192L193 178V176H190ZM200 179L202 178V177H204V179L206 178L205 176H203L202 175V177L201 176H198ZM211 177H214V175L212 176L211 175ZM222 177V176H221ZM250 177V178H249ZM40 178V177H39ZM44 178H46V175L44 176ZM47 178H48V176H47ZM46 178V179H47ZM55 178V177H54ZM68 180H70L71 179V176H69L68 175ZM78 178V177H77ZM77 178L76 179H74V181H73V178L71 179L74 183H75V181L77 180ZM106 178H110V176H108V177H106ZM195 178H197V177H195ZM223 178V180H224V184L226 183V180L228 179V178ZM263 179H264V177H262ZM63 179V180H62ZM66 179H67V177H66ZM79 179H80V177H79ZM84 179V178H83ZM168 179V178H167ZM184 179H186V178H184ZM194 179V178H193ZM208 179V178H207ZM214 178H212V180H213ZM216 179H218V178H216ZM259 179V178H258ZM166 180V179H165ZM164 180V184H165V181ZM181 180V178H179V181ZM202 180V179H201ZM209 180H211V178L209 177ZM211 180V181H212ZM215 180V179H214ZM214 180L212 181V182H214ZM231 180V181H230ZM62 181H63V184H62ZM107 180H105V182H106ZM115 181V180H114ZM178 181V182H179ZM182 182H183V178H182V180H181ZM184 181H186V180H184ZM204 181V180H203ZM205 181H206V179H205ZM204 181V182H205ZM242 181H241V183H242ZM259 181V180H258ZM258 181H256L254 184L255 185H257V184H259L260 182H258ZM262 181V180H261ZM36 182V181H35ZM43 182H42V184H43ZM67 182V181H66ZM78 182V181H77ZM99 182H101L100 183V185L98 184V181H96V183H97V185L95 186V185H93V186H95V188H94V190L97 192V193H100V194H102L103 195V190H102V188L104 187V186H102V182L103 181H99ZM161 182V181H160ZM258 182V183H257ZM70 183H71V181H70ZM93 183V182H92ZM95 183V184H96ZM113 183V182H112ZM172 183H174V181H172L170 184L168 183V187L166 188V194L165 193H163V195L165 194V196L167 195V193H168V196H170V198L172 199V200H175V199H177V201H178V199L180 200V198H181V196L180 195H182V192L181 191H185V190H181L180 191V189H176V185L174 186V187H172L171 186V184ZM184 183V182H183ZM188 183H189V181H188ZM193 183H196L195 181L193 182ZM199 184H200V182H198ZM222 183V184H223ZM229 183H226V184H229ZM249 183V187H251V185L253 184V183H251L250 184ZM257 183V184H256ZM36 184V183H35ZM39 184V183H38ZM80 184V182L78 183V184H76L75 183V185H79ZM116 184H117V182H116ZM158 184H159V182H158ZM162 184V183H161ZM161 184H159V185H161ZM164 184H163V186H164ZM176 184L178 185V183H177V181H176ZM180 184V183H179ZM190 184V183H189ZM205 184V183H204ZM204 184L202 185V184H200V185H202L203 187H204ZM209 184V183H208ZM219 183H217V185H218ZM92 185V184H91ZM105 185H106V183H105ZM122 184H120L119 183V186H121ZM146 185V186H145ZM165 185V186H166ZM182 185V184H181ZM186 185V184H185ZM191 185H193V184H191ZM206 185V184H205ZM215 185V184H214ZM213 185V186H214ZM239 185V186H238ZM36 186H37V184H36ZM65 186V191H66V188H67V186H69L68 184H67V186L66 185H64ZM71 186H73V185H70V188H71ZM111 187H112V185H110ZM143 186H144V188H143ZM213 186H211V187H213ZM219 186V185H218ZM217 186V188L215 189V187H214V191H215V195H214V193L213 194H211V198L213 197H217L216 198V200L218 201V199L220 200V201H222V199L224 198V196L226 195V197L227 198H229L228 200H230L231 198L232 199H234V196H237L236 194H238V195H240L241 196V194L243 193V196H244V192L248 189L249 191L248 192H252V190H253V187L254 186H252V190L250 191V189L251 188H245V189H241L242 191H239V190H235V189H237V188H239V187H241V186H243L244 187V185H241L240 186V182H239V184L236 182V188H235V184L233 185V186H230V187H228L227 185H225V186H223L222 188H224V190L223 191H221L220 192V187L221 186H219L218 187ZM227 186V188L229 189H231V187H232V189H233V191H229L228 189H225V187ZM238 186V187H237ZM260 186H262L261 184H260ZM58 187V188H59ZM80 187H81V184H80ZM102 187V188H101ZM108 186H106L105 188H107ZM126 187V190L124 191V190H121V189H124ZM162 187V185L160 186V188ZM187 187V186H186ZM189 187H191V186H189ZM198 187V186H197ZM199 187H201V186H199ZM208 187V186H207ZM210 187V186H209ZM263 187H264V185H263ZM54 188V187H53ZM74 188H76V187H74ZM140 188H141V190H140ZM156 188V189H155ZM164 187H162L161 188V190L163 189ZM179 188V187H178ZM48 189V190H49ZM82 189V188H81ZM109 189V188H108ZM127 189H128V191H127ZM139 189V190H138ZM147 189V190H148ZM159 189V188H158ZM184 189V188H183ZM195 189V188H194ZM197 189V188H196ZM201 189L202 190H204V188H202L201 187ZM201 189H199V190H201ZM211 189V188H210ZM218 189H219V191H218ZM257 189H261V187L259 188H257ZM257 189H255L254 191H256ZM264 189V188H263ZM45 190H46V188H45ZM53 190V189H52ZM62 190H64V188H62ZM67 190H69V189H67ZM83 190V189H82ZM187 190V189H186ZM225 190H228V191H225ZM49 191H51V190H49ZM146 191V190H145ZM151 191V192H152ZM159 191V190H158ZM189 191H192V190H189ZM188 191V192H189ZM196 191H198V189L196 190ZM212 191H213V189H212ZM235 191V192H234ZM52 192V191H51ZM67 192V191H66ZM68 192H70V190L68 191ZM71 192H72V190H71ZM93 192V191H92ZM128 193L127 195H126V193ZM148 192V191H147ZM147 192H145V193H147ZM156 192V191H155ZM155 192H152V195H154L155 194ZM160 192V191H159ZM163 192V191H162ZM209 192V194H210V191H208ZM208 192H205V190L204 191H202V192H199L198 191V193H202L203 195H205V193L207 194ZM232 194H231V193ZM237 192V193H236ZM239 192H241V194L239 193ZM259 191H257V193H258ZM260 192H262V191H260ZM46 193H48V192H46ZM106 193H110L111 194V191L110 192H106ZM105 192H104V194H106ZM114 193H112V194H114ZM139 193H137L136 195L137 196H139L140 194ZM144 193V194H145ZM149 193V192H148ZM146 194V195H149V194ZM154 193V194H153ZM161 193V192H160ZM195 193V192H194ZM234 193H236V194H234ZM247 193V192H246ZM76 194V193H75ZM82 194H84V193H80V195H82ZM91 194V193H90ZM93 194V193H92ZM111 194V195H112ZM114 194V195H115ZM143 194V195H144ZM186 195H188L187 194V192L185 193ZM185 194H183L182 195V198H181V200L185 197L184 195ZM197 194V193H196ZM191 195V194H189V195H191V197L192 196H202V194H198V195ZM264 194V193H263ZM262 194V201L264 202V195ZM79 195V194H78ZM108 195V194H107ZM110 195V196H111ZM113 195V196H114ZM129 196V197H127L126 199H128L129 198V202H130V199H132L133 200V198H135L136 197V195H135V197L133 196V198H130V197H132V196ZM145 195V196H146ZM179 195V196H178ZM189 195L187 196L188 197V199H189ZM222 195H224V196H222ZM234 195V196H233ZM245 195H247V194H245ZM252 195H253V193H252ZM255 195V194H254ZM77 196V195H76ZM86 195H82V198L83 197H85ZM104 196V195H103ZM103 196H102V198H103ZM120 195L118 196V198L119 197H121ZM178 196V197H177ZM200 196V197H201ZM208 196V195H207ZM79 197V196H78ZM81 197V196H80ZM95 197V196H94ZM106 197H108V196H106ZM115 197H117V196H115ZM122 197H121V200H122ZM151 197V196H150ZM180 197V198H179ZM186 197V198H187ZM205 197V196H204ZM226 197L224 198V202H226V201H228V200H225L226 199ZM238 197V196H237ZM252 197V196H251ZM86 199L88 198L87 196L85 197ZM90 198H93V196L91 197L90 196ZM95 198H97V197H95ZM170 198H168V199H166L167 201H169V200H171ZM175 198V199H174ZM209 198V197H208ZM236 198V197H235ZM254 198H255V196H254ZM79 199H81V198H79ZM84 199V198H83ZM85 199V200H86ZM98 199V198H97ZM107 199H109V198H106V200ZM111 199V198H110ZM109 199V200H110ZM126 199H125V203H126ZM185 199V198H184ZM190 199H192V198H190ZM194 200H195V198H193ZM197 199H200V198H198L197 197ZM231 199V200H232ZM74 200H76V199H74ZM93 200V199H92ZM91 200V201H92ZM105 200V203H104V206L105 205H107L108 204V201H106ZM119 200H120V198H119ZM131 200V201H132ZM187 200V199H186ZM194 200H192L193 202H194ZM251 200H254V199H251ZM251 200H249L250 202H251ZM79 201V200H78ZM82 201V200H81ZM90 201V202H91ZM95 201V200H94ZM94 201H92V202H94ZM100 200H98L97 201V203L96 204H98V202H99ZM127 201V202H128ZM187 201H190V200H187ZM192 201H190V202H192ZM198 201V200H197ZM204 201H206L205 199H204ZM209 201V200H208ZM217 201H215L216 203H217ZM218 202V210H219V213H220V215H222V213H223V215L222 216H227V220H228V216L230 217V215L231 216H240V219H239V221L241 222V219L244 221V215H246L247 213H248V210L250 209H248V208H246L245 206H242V207H244V208H241V206H240V204H239V207H236V206H233V205H231L232 204V202H231V204H227V205H225V204H223L224 202ZM234 201H235V203H236V200H233V203H234ZM73 202V201H72ZM75 202V201H74ZM77 202V201H76ZM75 202V203H76ZM84 202V201H83ZM91 202V203H92ZM121 202H123V201H121ZM123 202V203H124ZM134 202V201H133ZM132 202V203H133ZM200 202V201H199ZM209 202H211V201H209ZM228 202H230V201H228ZM237 202H241L240 200L238 201L237 200ZM245 202V201H244ZM249 202V203H250ZM263 202L261 203V204H263ZM79 204H80V202H78ZM124 203V204H125ZM171 203V202H170ZM184 203H186V202H184ZM216 203L214 204V205H216ZM246 203H248V202H246ZM248 203V204H249ZM253 203H255V202H253ZM79 204H78V206L76 207V205H75V210H76V208L78 209L80 206H79ZM87 204V203H86ZM86 204H85V206H86ZM135 204V203H134ZM150 204V203H149ZM152 204V203H151ZM172 204V203H171ZM182 204V203H181ZM180 203H179V206L181 205ZM188 203H186V205H187ZM202 204V203H201ZM238 204V203H237ZM90 206H91V204H89ZM89 205H87V206H89ZM94 205H95V203L92 205V207H94ZM100 205V204H99ZM97 206L96 205V210H97V207H100V206ZM131 206V204H128V206ZM133 205V204H132ZM165 205H167V204H165L164 203V206ZM183 205V204H182ZM184 206V207H179V209L180 208H182V209H180V210H185L186 211V209L187 208H190L191 210L190 211H192V207H194V206H192L193 204H189V207H188V205L187 206ZM191 205V206H190ZM198 205V204H197ZM200 205V204H199ZM202 205H204L205 207H207L208 208V206L209 205H211V204H202ZM207 205V206H206ZM213 205V206H214ZM257 205V204H256ZM88 207V211H90L89 213H93V209H92V207ZM142 206H143V204H142ZM148 206V205H147ZM173 206H174V208H176V207H178L177 206V204H176V207H175V205L173 204ZM196 206V205H195ZM203 206V209H202V211L204 212V213H206V211L208 210H206L205 209V207ZM249 206V205H248ZM262 206V205H261ZM108 206H105V208H107ZM134 207V205L131 207V208H133ZM137 206H135L134 208L135 209H137L136 208ZM140 207H141V205L139 206V209H140ZM144 207H146L145 205H144ZM166 207V206H165ZM168 208L170 207V206H167ZM167 207H166V210H167ZM215 207H217V206H215ZM212 208V209H214L215 211H217V209L216 208ZM256 207V206H255ZM254 207V208H255ZM90 208V209H89ZM143 208V207H142ZM142 208H141V211H144V210H142ZM148 208V207H147ZM150 208V207H149ZM164 208V207H163ZM184 208V209H183ZM186 208V209H185ZM197 208V207H196ZM210 209H211V207H209ZM80 209H82V208H80ZM87 209V208H86ZM139 209H137L138 210V212H140V210ZM171 209V208H170ZM194 209V208H193ZM206 211H205V210ZM209 209V211H211V212H213L212 210H210ZM245 209V210H244ZM248 209V210H247ZM133 211H134V209H132ZM137 210H136V212H137ZM180 210H178V211H180ZM197 210V209H196ZM195 210V211H196ZM81 211V210H80ZM84 211V210H83ZM145 211H147L146 212V214L147 215H157V214H159V213H161L162 211L161 210H152L151 208H150V211H148L147 209L145 210ZM170 211V210H169ZM175 211V210H174ZM185 211H180L181 213H183V212H185ZM187 211H189V210H187ZM200 211V210H199ZM198 211V212H199ZM201 211V212H202ZM246 211V212H245ZM166 212V211H165ZM164 212V213H165ZM171 212H173V207H172V211H170L169 213H171ZM194 212V211H193ZM197 212V211H196ZM74 213V212H73ZM79 213V212H78ZM83 213V212H82ZM88 212H87V210H86V214H87ZM135 213V212H134ZM141 213V212H140ZM139 213V214H140ZM192 213V212H191ZM195 213V212H194ZM194 213H192V214H194ZM143 214V213H142ZM174 214H176L177 215V212H175ZM179 214V213H178ZM184 214V213H183ZM206 214H208V213H206ZM213 214V213H212ZM217 214V216H218V211H217V213H215V214H213V216L214 215H216ZM233 214V215H232ZM250 215H248L249 216V219L248 218H246V219H248L250 222H251V224L254 222V224H256L255 226H261V225H263L264 226V212L263 213H260L259 211H258V207H257V209H251V212L249 213ZM78 215V214H77ZM135 215H137V213L135 214ZM219 215V216H220ZM246 215V216H247ZM160 216H162V215H160ZM159 216V217H160ZM165 217L167 216V214L166 215H164ZM164 216H162V217H164ZM168 216H170V215H168ZM171 216H172V214H171ZM179 216H180V214H179ZM209 216H211V215H209ZM225 216V217H226ZM233 216V217H234ZM245 216V217H246ZM76 217H78V216H76ZM93 217V216H92ZM95 218H96V216H94ZM93 217V218H94ZM141 217V216H140ZM163 218V219H165V220H167L166 218ZM175 217V216H174ZM224 217V218H225ZM89 217H87V219H88ZM98 218V217H97ZM115 218V217H114ZM145 218V217H144ZM150 219H151V216L149 217ZM156 218H158V217H156ZM177 218H182V216L181 217H177ZM214 218H216V217H214ZM220 218V217H219ZM223 218V217H222ZM232 218V217H231ZM234 218H236V217H234ZM90 219V218H89ZM88 219V220H89ZM104 219H107V218H104ZM136 219V218H135ZM138 219H139V217H138ZM146 219V218H145ZM159 219H161V218H159ZM217 219H218V217H217ZM88 220H86V223H87V221ZM108 220V219H107ZM164 220V221H165ZM171 220V219H170ZM170 220H167V221H170ZM176 220H178V219H176ZM175 220V221H176ZM229 220H231L230 218H229ZM92 222L94 221V220H91ZM142 221V220H141ZM147 221V220H146ZM162 221V220H161ZM236 221V220H235ZM238 221V220H237ZM236 221V222H237ZM248 221V222H249ZM253 221V222H252ZM91 222V223H92ZM163 222V221H162ZM170 222H172V220L170 221ZM240 222H238V223H240ZM105 223H107V221L105 220V222L103 223L104 225H105ZM109 223V222H108ZM107 223V224H108ZM131 223H133V222H131ZM131 223H128V225L130 224L131 225ZM136 223H137V220H136ZM146 223V222H145ZM161 223V222H160ZM166 223V222H165ZM177 222H175V224H176ZM234 223V222H233ZM238 223H237V226H238ZM245 223H246V221H245ZM98 224H100V223H98ZM106 224V225H107ZM135 224V223H134ZM134 224L133 225H131V226H134ZM142 226L144 225L143 223H140ZM140 224H136V226L134 227L135 229H137V225L138 226H140ZM169 224H171V223H169ZM88 225V224H87ZM129 225V226H130ZM249 225H250V223H249ZM146 226V225H145ZM254 226V225H253ZM263 226H261V227H263ZM89 227H90V225H89ZM91 227H93V224L91 225ZM90 227V228H91ZM94 228V227H93ZM103 228H104V226H103ZM102 227H101V229H103ZM108 228V227H107ZM116 228V227H115ZM133 228V229H134ZM142 228V227H141ZM144 228V227H143ZM251 228H253L252 226H251ZM97 229H98V227H97ZM109 229V228H108ZM132 229V230H133ZM134 229V230H135ZM144 229H146V228H144ZM255 229H258V228H255ZM93 230V229H92ZM99 230V229H98ZM106 230V229H105ZM109 230H111V229H109ZM128 230V229H127ZM131 230V229H130ZM133 230V231H134ZM261 230H263L262 228H261ZM97 231V230H96ZM101 230H99V235H100V237H101V232H100ZM113 231V230H112ZM136 231V230H135ZM141 231H143L142 229H141ZM110 231H108V233H109ZM259 232H260V230H259ZM142 233V232H141ZM140 233V234H141ZM111 234H112V232H111ZM114 234H116V233H114ZM117 234L119 235V233L117 232ZM134 234V233H133ZM136 234V233H135ZM138 234H139V232H138ZM139 234V239L141 238V235ZM92 235V234H91ZM103 235H104V233H103ZM118 235L116 236V237H118ZM105 237L104 238H106V235H104ZM108 236V235H107ZM114 235H112V237H113ZM143 236V235H142ZM94 237V236H93ZM123 237V236H122ZM136 237H138V235H136ZM125 239V238H124ZM110 241V240H109ZM131 242V241H130ZM127 243V242H126ZM149 243V242H148ZM110 244V243H109ZM140 244H142L141 242H140ZM146 244V243H145ZM111 245V244H110ZM130 246V245H129ZM139 246H141V245H139ZM150 246V245H149ZM133 247V245L131 246V248ZM138 247V246H137ZM142 247V246H141ZM147 246H145L144 248H146ZM140 248V247H139ZM147 248H150V247H147ZM128 249H130V248H128ZM129 253V252H128ZM150 253V252H149ZM133 255V254H132ZM135 255V254H134ZM149 256V255H148ZM134 257H136L137 258V255H135ZM134 257H132V258H134ZM136 258H134V259H136ZM133 259V260H134ZM147 259H148V257H147ZM150 259H152V258H150ZM132 260V261H133ZM149 260V259H148ZM131 261V262H132ZM155 261V260H154ZM154 261H153V263H154ZM134 262V261H133ZM150 263V262H149ZM156 263V262H155Z\"/></svg>",
	"mask_w": 264,
	"mask_h": 264
}]
</instances>
